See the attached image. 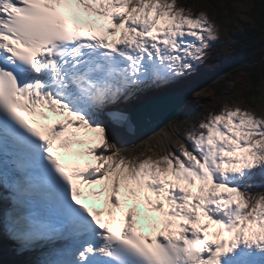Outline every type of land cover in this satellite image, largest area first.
<instances>
[{"label": "snow or ice", "instance_id": "6c2138e0", "mask_svg": "<svg viewBox=\"0 0 264 264\" xmlns=\"http://www.w3.org/2000/svg\"><path fill=\"white\" fill-rule=\"evenodd\" d=\"M201 7L0 0V259L7 240L23 264H264L256 89L147 153L114 143L133 130L122 105L192 73L241 8L242 47L264 40V3Z\"/></svg>", "mask_w": 264, "mask_h": 264}, {"label": "rangeland", "instance_id": "374dc122", "mask_svg": "<svg viewBox=\"0 0 264 264\" xmlns=\"http://www.w3.org/2000/svg\"><path fill=\"white\" fill-rule=\"evenodd\" d=\"M191 0H177L178 4H191ZM239 4H252L251 0H233L232 5L236 6ZM202 5V4H201ZM195 11H203L206 15L209 16V18L212 17V14L210 13L209 9L203 5V7L199 9H194ZM224 11V10H221ZM249 9L241 8L239 10L240 14L236 17L238 20V23L235 25H231L227 30V35L225 36L223 33V29L221 30V39L218 41H215L212 43V48L209 50V54L207 58L202 63H197L194 65V71L184 77H181L176 83L168 86L172 89V86L176 88H189L191 90V98L187 101L188 104L183 107V113L180 114V118L176 121V123L188 121V123L185 125V129L191 126V121L193 119H198L199 115L206 113L207 110H209L212 107L216 106H223V104H229L232 106H242V107H248V105L244 102L245 99L241 96V90L246 89L248 87V73L244 71L242 67L234 68L237 70L236 74L234 75H228V72L219 73V75L214 80H207V75L212 72H216L221 68V57L222 53H226L228 58H231L234 56L233 50H231V47L233 46V34L235 32H242L243 26L242 24L248 25L251 24L252 18L251 16H248ZM227 46V47H226ZM253 53H259L261 52L260 48H255L251 50ZM263 55V54H262ZM262 59H264V55L262 56ZM264 64H261L260 68H263ZM230 80L225 84V91L222 96L216 95V83H218L219 80ZM197 84V85H195ZM221 87H223L221 85ZM151 91V90H149ZM142 93L143 95L147 94ZM141 96V95H139ZM138 96V97H139ZM239 96L240 99H234V97ZM137 97V98H138ZM227 97L228 99H225ZM264 93L260 95V97L256 98L257 103L260 105V108L262 111H264ZM132 100L126 104H123V106H128L127 108H131L132 106L138 105L136 100ZM249 110L255 111V106L249 107ZM257 114H261L260 112H257ZM180 140L183 142H187L184 139V136L181 135ZM148 145L146 142L143 143L140 148L135 150L134 152H145L147 153ZM151 154V153H148ZM6 244H9L7 240L3 241V247H6ZM7 262V264H18V260H15L14 263L8 262L7 258H2ZM1 260V259H0ZM21 264V263H20Z\"/></svg>", "mask_w": 264, "mask_h": 264}, {"label": "trees", "instance_id": "16d2710c", "mask_svg": "<svg viewBox=\"0 0 264 264\" xmlns=\"http://www.w3.org/2000/svg\"><path fill=\"white\" fill-rule=\"evenodd\" d=\"M252 3L253 2H258V3H264V0H251ZM191 4H202L205 7H207V5H219V4H223V3H229L230 5H232L233 0H191L190 1ZM208 8V7H207ZM210 13L212 14V9L208 8ZM223 10L222 8L220 9V11ZM223 12V11H221ZM252 23V22H251ZM251 24L245 25L242 24L243 26V31L242 32H235L232 36L233 38V46L231 47V50H233L234 52V56L231 58L227 57V54L224 52L222 53V57H221V70L219 72H212L209 73L206 77L207 80H214L219 73H224V72H228V75H234L237 72V67L239 65L242 64H250L248 67L244 68L243 70L246 71L248 73V87L246 89L249 88H254L257 91L255 93H253L252 95H255L256 98L260 97V95L262 94V92L264 93V77L257 75L255 77V79L253 80V78L250 76V71L255 70L257 73H260L263 68H260L261 64H264V59H262V56L264 55V40H261L258 42L257 44H251L250 41H248L247 43L250 45L248 47H242V45L245 43L246 37H245V33L249 31V29L245 26H250ZM254 39H258L257 37H253ZM257 49L260 48L261 52L259 53H253L251 50L253 49ZM263 54V55H262ZM236 68V69H234ZM230 80L224 79V80H219L218 83H216V95L218 96H222L224 91H225V84L227 82H229ZM197 85V84H195ZM221 85L223 87H221ZM241 90V96L245 99L244 96V90ZM200 117V115H199ZM0 264H7L5 262L4 259L0 260Z\"/></svg>", "mask_w": 264, "mask_h": 264}, {"label": "water", "instance_id": "95a60500", "mask_svg": "<svg viewBox=\"0 0 264 264\" xmlns=\"http://www.w3.org/2000/svg\"><path fill=\"white\" fill-rule=\"evenodd\" d=\"M249 65L245 63L237 68H246ZM191 94L189 88L173 92L169 90L147 100L143 106L131 111L129 114L133 130L129 131L128 134L145 136L152 131L165 127L180 115L183 107L191 98Z\"/></svg>", "mask_w": 264, "mask_h": 264}, {"label": "bare ground", "instance_id": "6f19581e", "mask_svg": "<svg viewBox=\"0 0 264 264\" xmlns=\"http://www.w3.org/2000/svg\"><path fill=\"white\" fill-rule=\"evenodd\" d=\"M161 90H163V89H153L152 91H149L145 95L141 94V96H139L136 100L140 104L132 106L129 109L127 108L128 106L122 105V107L128 112V114H130L131 111L138 109L141 106H143V104L147 100H149L153 97H156L157 95L163 93L164 91L165 92L169 91V87H165V90H163V91H161ZM188 102H187V104H188ZM182 113H180V114H182ZM178 118H180V116ZM178 118L169 122L165 127H162V128L157 129L155 131H152L151 133H149L145 136H135V135L128 134L129 132H125L122 135H120L116 140H114V143H116L118 147H120L122 150H124L126 152H134L135 150L140 148V146H142L144 142H146V144L149 146V144L151 142L155 141L157 138L163 137L164 133L172 132L174 130L173 125L176 123ZM175 143H176V141L173 140L170 147H174ZM2 258H7L8 262H10V263H14L15 260H18L17 261L18 264H20V263L23 264L24 261L31 259V256L30 255H17L11 250L10 244H6V247L5 248L3 247Z\"/></svg>", "mask_w": 264, "mask_h": 264}]
</instances>
